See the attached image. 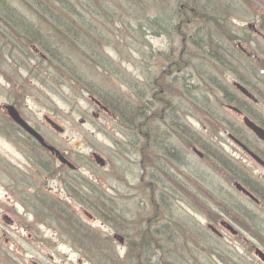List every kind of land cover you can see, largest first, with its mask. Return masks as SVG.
<instances>
[{
  "label": "rangeland",
  "instance_id": "374dc122",
  "mask_svg": "<svg viewBox=\"0 0 264 264\" xmlns=\"http://www.w3.org/2000/svg\"><path fill=\"white\" fill-rule=\"evenodd\" d=\"M9 2L18 13L27 17L31 14L19 1ZM91 5L101 15L84 13L80 9L83 13L81 19L89 29L79 20L75 23L72 20V23L80 31L82 46L89 52H95L96 60H90L91 56L84 59L76 50L73 57L68 55L64 60L73 66L82 65L83 70L90 72L85 76L89 80L95 73L92 71L95 61L99 59L108 63L106 66L113 67L114 74L109 73L103 78L93 75L96 79L90 80L99 84L102 90L110 89L131 101L132 89L122 82L126 79L125 83L129 81L133 85L131 88H134L135 95L141 92L143 99L150 79L166 69L181 49L195 50L186 39L182 43L176 33L159 30L157 25L153 26L151 33L145 34L143 30V34L142 29L134 31L144 16L151 15L145 0H92ZM162 7L166 20L172 16L169 13L172 9L167 4ZM29 24L50 31L56 38L60 32L48 19L41 17H32ZM237 25H245V30L239 28L243 35L251 40L256 37L254 32H250L256 30V21ZM93 31L99 37H95ZM32 45L36 55L28 52L31 59L19 51L20 56L14 54L22 61L18 62L20 67L0 55V264H30L31 261L38 264H110L111 260L98 253L90 243L89 236L99 242L102 251L105 248L113 252V256L120 259L119 264L141 263L144 259L139 255L141 245L137 235L146 225L151 228L157 225L182 228L185 227L183 225H193L196 234L200 235V230L203 233L204 225H199L202 221L199 199L192 200L185 193L186 187L196 193L201 189L200 176L210 183L218 180L226 186L238 174L240 179H233L235 182L250 184L252 181L260 191L264 189V169L234 145L226 133L231 128L237 131L253 150L264 148L262 142L242 129L239 116L220 107L221 95L214 98L205 93V80L195 85L194 91L186 87L188 98L175 102L179 112L176 115L186 130L196 133L208 143L207 146L218 151L221 163L215 158L199 163L194 156L187 159L181 156L175 161L168 157L166 151L172 146L181 151V144L174 141L172 130L166 123L165 126L152 119L156 128L147 131L154 132V137L149 144H144V139L135 129L116 123L113 113L98 112L89 100L88 91L63 80L57 71V60L49 52ZM242 46L254 49L255 53H252L260 58L253 40L251 45L242 42ZM54 47L63 54L61 48ZM75 47L81 50L79 45ZM13 51L16 52L10 48L8 53L13 54ZM34 56L42 57L41 63L35 61ZM195 57L192 61L195 67L191 69L194 74L208 78L207 82L225 84L233 97L239 98V93L230 85L235 79L229 72L220 75L218 70L205 63L202 56ZM188 74L186 69L181 76ZM184 82L187 83V78ZM142 99L135 98L136 105ZM6 104L13 105L19 115L47 143L60 151L75 169L61 166L44 148L41 150L33 145L30 136L14 127L5 115L2 108ZM244 105L254 113L260 110L264 118V100L257 107ZM185 108L189 111L187 115L184 114ZM44 116L54 120L63 131H55L45 122ZM93 152L105 160V167L98 168L93 163ZM172 176L184 185L185 190L178 188ZM231 188L234 190L233 185ZM246 205L250 204H237V207L253 212L244 210L245 217L251 219L247 221L258 227L253 232L259 237L258 243L264 244V202L254 205V208H245ZM214 226L222 233V239L204 242L201 237L193 235L188 239V243L196 244L189 263L185 260L187 255L178 249L182 245H173L178 260L169 257L162 264H252L253 260L258 261L250 243L244 244L241 239H254L251 230L242 229L235 237L223 227ZM181 236L177 231L175 238ZM118 237L123 239L122 244H119ZM185 239L178 244L185 243ZM131 243H134L132 248L129 246ZM154 249L150 248V254L148 251L144 254L154 255ZM128 250L129 255L125 257Z\"/></svg>",
  "mask_w": 264,
  "mask_h": 264
},
{
  "label": "trees",
  "instance_id": "16d2710c",
  "mask_svg": "<svg viewBox=\"0 0 264 264\" xmlns=\"http://www.w3.org/2000/svg\"><path fill=\"white\" fill-rule=\"evenodd\" d=\"M17 1L29 10L34 8L37 12V15L34 16L35 18L41 17L44 20L48 19L53 24V27H57L58 32H60H57L58 34L56 38V36L53 37L51 35L50 31H46L43 37L30 34L26 30L21 31L15 24L16 19L14 18L18 12L11 2L7 0L8 5L11 8L8 5L7 8H5L0 4V55L3 56L4 60L9 63L12 62L15 66L20 67L18 62L22 61L18 60L17 58L19 57H16L14 54H18L17 51H19L27 59H31L32 57L28 52L35 55L29 48L32 44H35L45 53L49 52V55L57 60V71L63 80L76 83L86 89L90 94L88 97H94L105 108L113 113L112 116H114L113 119H115L116 123L119 122L120 125L130 127L133 130L135 129V131L142 136V139H144V144L147 145L149 144V141L153 140L154 132H148V129L143 127V123L137 124L136 121L134 122L136 117L134 113L136 112L141 118H143V120L144 117H147L151 120H157L163 125L166 123L168 129H171L172 132H174V141H177V143H180L188 150H190L192 145L200 147L202 146V143L205 145L208 144L204 139L198 137L196 133L191 134L188 129L186 130V127H183V125L179 123L176 115V113L179 112L175 106L177 100L184 101L188 98L186 87L194 91L193 87H195V85L198 86L200 82H203L204 80L206 81L205 93L212 95L214 98L217 97V95H221L222 103L220 104V107L222 109L224 108L228 110L226 105H232L242 111L244 115L252 121L264 128L262 112L260 110H255L257 113H254L253 109L251 111V109H247V105H244L247 103L248 105L257 107L256 105L261 102V100H264V0H145L148 5L147 10L150 11L148 12L151 15L144 16L142 22L134 31L142 29V32L144 30L145 34L151 33L153 26L157 25L160 27L159 30L169 31L171 34L176 33L177 36L181 37L182 43H184L183 40L186 39V41L189 42L190 47L195 50L185 51L181 49L180 52L175 55L174 59L170 61L166 69L164 68V70L154 79H150L151 82H149L146 95L143 94V99L142 93L139 92L135 95L134 88H131L133 85H130L129 81L125 83L127 80L123 79V84L128 85L134 94L131 97L132 102L127 99V97L117 95L115 91H111L110 89L102 90L103 88H101L99 84L90 82L91 79H96L95 77L103 78L104 76L107 77L109 73L114 74L111 70L114 68L106 66L109 65L108 63L102 62L99 59L95 61V63H93L95 69H92L95 73L92 74V78L89 80V78L85 76L90 75V72L83 70L81 68L82 65L76 64L77 66H73V64H69L68 61H65V56L69 55L70 58L73 57L72 54L75 53V50L77 53L79 52V55L84 59L91 56L90 60H96L95 52H89L85 49L82 46V38L73 33V31H70V27H75L72 20H74V23L79 20L81 25L89 29L85 21L81 19L83 13L80 9L84 10V13L87 12L89 14L95 13V15H101L100 11L97 10L95 12V9L92 8V0H50L52 11L47 17L40 16L42 11L41 7L39 8V5L36 4L37 0ZM165 4L172 9V12H169L172 16H169L166 20L165 11L162 7ZM111 20L115 19L111 18ZM252 21L257 22V30L259 31L258 34H254L252 31L250 32L256 36L253 37L252 40L254 45L257 46V51L261 55L260 58L256 57L254 49L248 50L247 48V51H243L238 45V42L241 44L244 42L247 45H251L252 40L247 35H243L240 31V29L245 30V25L238 26L237 23L248 24L252 23ZM246 28L248 29V27ZM94 33L95 37H99L96 31ZM76 45H79L81 50H78L77 47H75ZM54 46L61 48L63 54H61V50L57 49L56 51ZM10 48L16 50V52L13 51V54L8 53ZM21 54H18V56ZM196 55L202 56L205 63H208L214 69L218 70L220 75L226 71L229 72L236 81L241 83L256 98L257 102L253 103L251 100L246 99V97L232 86V84L230 85L239 93V98L233 97V94L227 89L225 84L218 85L214 81L207 82L208 78H203L202 75L199 77L197 74H194L191 69L192 67H195L192 61L197 58L195 57ZM62 56H64L63 59ZM33 59L38 63H41L43 58L34 56ZM72 60L73 59H71V61ZM234 65H236V68L233 67ZM186 69L189 74L186 77L184 75L181 76ZM185 78H187V83L184 82ZM190 95L191 94L189 93V96ZM135 98L139 101L142 99V104L140 103L136 105V102L134 101ZM197 102L202 109H205L203 104H201L202 102L198 100ZM188 113V109L185 108L184 114L187 115ZM168 119L170 121H168ZM11 123L14 127L18 128L12 121ZM242 129L244 130L243 126ZM230 133L241 142L247 143L243 140V136H240V134L232 128L230 129ZM186 135L188 136V139H186ZM29 138L34 141L35 144L33 142L32 144L38 149H43V147L32 137ZM172 150L174 155L181 154V151L173 146ZM258 151L260 152V150ZM166 153H169L168 150ZM260 153L261 157L264 159V154L262 152ZM144 155H147V153ZM174 155L172 157L176 161L177 158ZM219 162L221 163V161ZM61 168L64 169L63 167ZM174 176H172L173 181L175 184L178 183V188L185 190L184 185H182ZM237 178L240 179L238 174L235 179ZM241 183L264 202V189H261L260 191L258 187H256L257 185L252 181L250 184L244 181H241ZM172 185L174 186V183H172ZM192 186L197 189V185L193 184ZM186 189L188 188L186 187ZM192 191L193 189L191 188L190 196L192 197V200L197 199V194H193L194 192L192 193ZM224 208H226V206ZM183 226L185 227L182 228L177 225H157L155 228H151L149 225H146V227L138 232L137 235L139 244L141 245L139 248V255L144 261L136 264H162L164 259L169 257H174L178 260L173 245H178V247L182 245V247L178 249L182 251V254L185 253V255H187L185 260L189 263L191 261V257L189 256L194 255L192 249H194V246L196 245L193 242L192 244L188 243L189 238H193L194 235V237H201V240L204 242L214 239L216 240V237L210 234L207 230L202 233L199 229L202 234L199 235L196 234V228L193 225ZM237 226L239 227H237L239 234L242 229L251 230V232H256V230H258L257 225H249V227L245 225ZM176 229H178L177 231L182 235L178 239L175 238L177 233ZM189 231L191 232L188 234ZM92 238L91 236L88 237L90 243L95 246L98 253L102 254L104 257L106 256L107 259H110V264H119L120 259L117 256H113V252L105 248L104 251H102L99 248V242ZM96 238L98 239L100 237L96 236ZM184 238H186V242L178 244V242ZM170 243H172L170 245L171 247H169ZM186 243H188L189 246H187ZM133 244L134 243H131L129 246L132 248ZM131 248L129 250H131ZM150 248H155L154 255H149ZM201 249L203 251V246ZM129 250L125 257L129 255ZM146 251H148L149 254L147 253V255H145L144 253ZM212 252L215 253L216 251L213 250ZM182 264L186 263L183 262Z\"/></svg>",
  "mask_w": 264,
  "mask_h": 264
},
{
  "label": "flooded vegetation",
  "instance_id": "af4514ba",
  "mask_svg": "<svg viewBox=\"0 0 264 264\" xmlns=\"http://www.w3.org/2000/svg\"><path fill=\"white\" fill-rule=\"evenodd\" d=\"M96 110L103 111L100 108H98V109L96 108ZM262 145L264 146V143H262ZM246 146L250 151H253L255 154H257L260 157H261L260 152H262L264 154V148L259 149L260 150V152H259L258 150H253L248 145H246ZM181 147H183V149L181 148V155L184 159L189 158L190 154L192 156L198 157V159H200V157L202 158L203 152L201 153L200 147L192 145L190 147V150H188L187 148H184L183 145H181ZM194 147L196 149H198L200 154L193 151ZM241 151L247 155V152H245L243 150H241ZM192 156H191V158H192ZM218 157H221V155H218ZM235 176H234V178H232L230 183H228L226 186H222L218 180L210 183L207 180L203 179L202 176H200L198 182H199V186L201 187V189L197 193L194 190L192 191V193L194 192L193 194H195V193L197 194V197H198L199 203H200V210L199 209L198 210H199L200 215L202 216V221H201V223H199V225H204L203 226L204 232H205V230H207L210 234H212L216 237V240L217 239L220 240L223 238L222 233L219 230H218L219 232L217 231V233H216L215 231H212L211 229L207 228L208 226H213L215 229H217L214 225H219V226H221V225H234V226L235 225H253V222H251V223L248 222L247 220L249 218L245 217V211L247 213L251 212V211H248L244 208L237 207V204L249 203L250 205L244 206L245 208H247V207L254 208V205L258 206L261 204L259 197H257L254 193L251 192L252 195L258 199L257 201H254L251 198L247 197L245 194H243L242 192L237 190L234 186H233L234 190L231 188L232 185L235 183V180H233V179H235ZM255 185H257V184H255ZM256 187H259V186L257 185ZM262 187H264V184ZM190 191L191 190L188 188L185 191V193L188 196H190ZM239 202H241V203H239ZM223 206L224 207L226 206V208H224ZM251 213H253V212H251ZM249 220H251V219H249ZM238 235H239V231L236 232V234H234L233 236L236 237ZM251 236L255 240L250 238L252 240L251 241L249 238L242 237L241 239L243 240V243L244 244L250 243V249H252L254 251L257 248L261 252L264 253V244L258 243L259 237L257 238L255 233H253V232H252ZM255 243H257L256 246L254 245ZM253 261L254 262L252 264H264L260 260H258V261L253 260Z\"/></svg>",
  "mask_w": 264,
  "mask_h": 264
},
{
  "label": "water",
  "instance_id": "95a60500",
  "mask_svg": "<svg viewBox=\"0 0 264 264\" xmlns=\"http://www.w3.org/2000/svg\"><path fill=\"white\" fill-rule=\"evenodd\" d=\"M234 87L245 97L248 99L252 100L253 102H256V98L239 82H233ZM90 100L93 101L95 104H97L101 109L106 110L103 106L99 104L97 100H95L93 97H90ZM4 109L6 110V114L10 117V119L18 125L23 131H25L28 135H30L32 138H34L43 148H45L49 153L55 156V158L62 164L66 165L70 169H74V166L65 158L63 155L55 149L53 146L49 145L44 141V139L41 137V135L35 131L29 124H27L18 114L17 110L12 106V105H5L3 106ZM228 109L232 110L235 112L240 118L243 123V125L248 128L257 139L261 140L264 142V128L257 125L254 123L252 120H250L247 116H244L241 114V112L233 107L228 105ZM45 121L58 133H61L63 129L57 125L55 122H53L51 119L48 117H44ZM229 139H231L236 145L241 147L243 150L247 152V154L260 166L264 168V161L259 158L257 155H255L253 152L248 150L244 144H242L237 138L234 136L228 134ZM195 152L199 154V152L194 148L193 149ZM94 162L98 164L99 166H104L105 162L103 158H101L99 155L93 153L92 154ZM235 187L242 191L245 195L249 196L253 200H256L251 193H249L246 189H244L239 183H235ZM224 226L227 230H229L232 234L236 233V230L231 226V225H222ZM212 231H215L217 233V230L212 227L208 226ZM116 238V235L114 236ZM119 243L121 244L123 242V239L121 237L117 238ZM255 254L257 257L264 262V253H262L260 250L255 249ZM31 264H37L34 261H31Z\"/></svg>",
  "mask_w": 264,
  "mask_h": 264
},
{
  "label": "bare ground",
  "instance_id": "6f19581e",
  "mask_svg": "<svg viewBox=\"0 0 264 264\" xmlns=\"http://www.w3.org/2000/svg\"><path fill=\"white\" fill-rule=\"evenodd\" d=\"M0 4L3 5V7L7 8L8 2H7V0H5V1L4 0H0ZM36 4L39 5V8L41 7V11H42L43 14L41 13L40 16H42V17L49 16V13L52 11L51 1L50 0H37ZM30 13L31 14H28V17L25 16L24 14H22V13H17L15 15V19H16L15 24L17 25V27L21 31L26 30L30 34H35V35H38L39 37H43L44 34L46 33V29H43L41 27H38V28L37 27H32L29 24V22L32 19V17L37 15L36 14L37 12L35 11L34 8H31L30 9ZM0 28H1V24H0ZM70 31H73V33H75L76 35L79 36V32L80 31H78V29L76 30V28L70 27ZM86 41H88V40H86ZM8 105H10V104H8ZM134 115L136 116L134 122L136 121L137 124L143 123L144 124L143 127H145L146 129L156 128L155 126L152 125V121L153 120H151L150 118L144 117V120H143V118H141L137 112L134 113ZM172 133L174 134V132H172ZM180 148L183 149V147H180ZM200 150H201V153L203 152L202 158L200 157V159H198V157L194 156L196 158V160L194 159L195 161L200 163L201 161H204V160H214V158L218 159V151L215 150V149L210 148V146H207V145L202 143V146H200ZM168 152H169L168 153V157L173 160V157H172L174 155L173 150L170 149V150H168ZM174 156H176V158L181 159L182 155L180 154V155H174ZM190 156H192V155L190 154Z\"/></svg>",
  "mask_w": 264,
  "mask_h": 264
}]
</instances>
